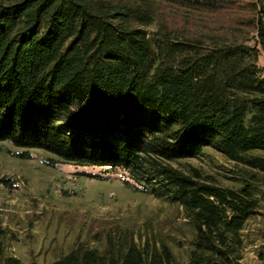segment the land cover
Instances as JSON below:
<instances>
[{"label": "trees", "instance_id": "obj_1", "mask_svg": "<svg viewBox=\"0 0 264 264\" xmlns=\"http://www.w3.org/2000/svg\"><path fill=\"white\" fill-rule=\"evenodd\" d=\"M156 3L231 10L255 42L164 24L150 33ZM261 50L264 0H0V141L128 169L135 188L181 208L193 234L185 263L164 242L118 238L50 264H242L264 189ZM206 147L245 166L238 189L173 166ZM7 239L0 218V264H20Z\"/></svg>", "mask_w": 264, "mask_h": 264}, {"label": "rangeland", "instance_id": "obj_2", "mask_svg": "<svg viewBox=\"0 0 264 264\" xmlns=\"http://www.w3.org/2000/svg\"><path fill=\"white\" fill-rule=\"evenodd\" d=\"M150 33L164 24L187 35L222 34L254 44V31L239 25L231 10L216 13L154 5ZM264 75V51L258 63ZM28 151L29 158L16 154ZM53 160L54 164L50 163ZM187 171L197 168L219 185L238 189L245 166L206 147L198 158L172 163ZM93 175V176H92ZM1 226L8 231L6 254L20 264H50L77 245L103 251L118 238L166 243L179 263L189 260L192 230L182 210L135 188L128 169L65 162L41 149H23L0 141ZM261 206L242 231V264H264V189Z\"/></svg>", "mask_w": 264, "mask_h": 264}]
</instances>
